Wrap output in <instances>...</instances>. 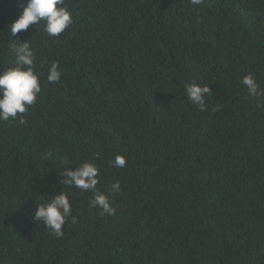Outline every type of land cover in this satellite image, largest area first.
Returning <instances> with one entry per match:
<instances>
[{
  "label": "trees",
  "instance_id": "obj_1",
  "mask_svg": "<svg viewBox=\"0 0 264 264\" xmlns=\"http://www.w3.org/2000/svg\"><path fill=\"white\" fill-rule=\"evenodd\" d=\"M20 0H0V71ZM72 24L29 43L41 91L0 121V264H264V0H64ZM53 61L60 80L46 79ZM209 86L205 109L185 85ZM122 155L126 164L109 161ZM84 161L93 193L60 184ZM119 181L120 191L113 192ZM56 237L32 219L60 190Z\"/></svg>",
  "mask_w": 264,
  "mask_h": 264
},
{
  "label": "clouds",
  "instance_id": "obj_2",
  "mask_svg": "<svg viewBox=\"0 0 264 264\" xmlns=\"http://www.w3.org/2000/svg\"><path fill=\"white\" fill-rule=\"evenodd\" d=\"M193 5H200L202 0H190ZM64 5V0H20L17 7V18L8 25L11 33L9 49L14 56L11 67L0 71V121L16 120L20 117V123H24L23 115L28 111L40 93V83L37 73L34 71L35 57L27 42H21L19 33L26 32L30 25H40L43 23V30L49 36H58L68 26L72 24L71 13ZM61 72L59 64L53 61L48 69L47 81L56 83L60 80ZM241 83L247 88L248 95L252 97L264 96L258 83L251 75L242 78ZM211 91L209 86H200L196 83L185 85L187 98L199 107L205 109L206 96ZM109 164L113 168H123L126 160L122 155H116ZM60 184L68 187H75L81 191H91L93 193L90 205L101 210V214L114 215L115 209L111 207L108 196L97 189L99 181V169L89 161H84L75 168L69 170L64 168L58 172ZM113 192L120 191L119 181L113 183ZM71 203L68 194L62 189L51 199L36 205V210L32 214V219L40 221L56 237H62V226L71 217L72 222H76V217L72 214Z\"/></svg>",
  "mask_w": 264,
  "mask_h": 264
}]
</instances>
